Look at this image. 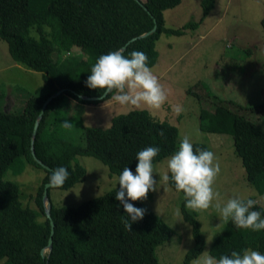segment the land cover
<instances>
[{
	"label": "trees",
	"instance_id": "1",
	"mask_svg": "<svg viewBox=\"0 0 264 264\" xmlns=\"http://www.w3.org/2000/svg\"><path fill=\"white\" fill-rule=\"evenodd\" d=\"M141 1L147 11L135 0H0V39L7 44L14 62L41 73L44 83L25 100L21 113L0 109L2 264H160L155 249L168 241L174 231L139 201L131 203L143 208L144 215L130 225V230H126L122 223L124 210L122 206L118 207L119 201L114 198L118 188L76 207L51 204L54 222L52 248L41 256V250L46 248L50 238L42 193L44 185L49 183L51 171L38 165L31 154L35 122L46 100L61 89L65 92L53 99L43 111L34 140L36 157L42 163L51 170L61 165L68 169L69 177L61 189L72 188L85 178V168L74 162L78 156L93 157L107 166L111 174L118 175L126 166L134 170L135 154L144 147L160 148L153 159L155 164L169 157L178 146L177 127L145 109L112 118L110 127L106 129L83 127L80 144L62 138L56 126V109L65 98L88 106L112 100L111 93L95 102L81 100L75 95L100 97L104 94L97 89H89L84 83L91 65L100 54L125 46V55L132 50L142 51L148 57V66L153 68L159 57L156 43L160 36L180 37L186 30L197 28L215 4L214 0H202L199 22H190L182 29H170L165 27L164 11L175 8L181 0ZM154 20L157 25L154 33L128 43L151 31ZM260 23L264 31V16ZM44 27L49 31L46 32ZM31 31L38 33V37L31 36ZM61 54L64 55L62 60L59 59ZM52 117L54 119L51 120ZM200 122L203 131L232 137L234 153L242 162L246 181L260 194L263 193V123H255L224 106H216L212 112L202 110ZM193 148L208 149L202 143L193 144ZM17 163L33 165L44 174L33 198L36 209L22 203L19 185L3 180L6 171ZM168 183L175 190L172 183ZM254 208L264 210L258 203ZM180 212L192 230L194 245L182 262L190 264L203 253L205 239L197 215L184 207V198ZM244 249L264 253V230L237 229L228 221L209 254L218 259L220 255Z\"/></svg>",
	"mask_w": 264,
	"mask_h": 264
},
{
	"label": "rangeland",
	"instance_id": "2",
	"mask_svg": "<svg viewBox=\"0 0 264 264\" xmlns=\"http://www.w3.org/2000/svg\"><path fill=\"white\" fill-rule=\"evenodd\" d=\"M201 2L181 0L175 8L164 11L165 27L182 29L190 22H199L202 16ZM214 2V8L197 28L186 30L180 37L162 34L158 39L156 49L159 57L156 65L150 69L167 96L159 109L121 106L112 100L88 106L65 98L56 109V126L62 138L80 144L83 127L106 129L116 116L132 110H148L153 116L176 126L179 141L187 135L192 144L202 143L214 153L221 169L213 184L220 194V203L240 195L255 199L264 208V192L260 194L246 181L242 162L234 153L232 137L208 133L200 128V112H212L216 106L243 114L255 123H263L261 126L264 127V31L260 23L264 16V0ZM44 30L49 31L46 27ZM30 35L38 37V33L32 31ZM63 58L61 54L59 59ZM43 85L42 74L15 63L7 44L0 39V109L21 113L25 100ZM176 104L183 109L179 115L172 109V105ZM65 120L71 123L70 126H64ZM167 158L153 164L156 190L137 201L174 231L168 241L155 249L159 263L182 264L194 241L191 226L183 220L180 212L183 194L162 179L167 173ZM74 162L85 168V178L66 190L50 188L48 196L53 206L76 207L119 188L118 175L111 174L108 167L97 159L78 156ZM43 175L33 165L17 163L6 171L3 180L19 185L22 203L36 209L33 198ZM189 211L197 215L205 239L203 253L190 263L200 264L204 256H210L211 246L221 237L228 221L219 217L211 205L205 210Z\"/></svg>",
	"mask_w": 264,
	"mask_h": 264
},
{
	"label": "clouds",
	"instance_id": "3",
	"mask_svg": "<svg viewBox=\"0 0 264 264\" xmlns=\"http://www.w3.org/2000/svg\"><path fill=\"white\" fill-rule=\"evenodd\" d=\"M148 57L139 50H132L127 55L121 49L100 54L91 65L84 83L89 89H97L104 94L111 93V99L121 106H144L150 110L159 109L167 100L164 88L147 64ZM179 115L183 109L179 104L172 105ZM70 126L68 120L63 121ZM160 152L158 146H147L135 154L134 170L124 167L118 174V190L114 198L123 208L122 223L126 230L141 219L145 210L138 208L131 201L143 200L147 193L155 191L157 181L153 177V159ZM167 173L162 179L171 182L177 192L183 193L184 207L205 210L215 207L219 217L231 223L237 229L253 232L264 230V210H256L257 201L251 197L235 195L220 203V194L214 187V180L220 173V164L214 153L208 149L194 150L190 137L183 136L178 146L167 158ZM69 177L64 166L51 170L49 185L62 186ZM213 201H216L213 204ZM200 264H264V253L253 249L235 250L218 259L204 256Z\"/></svg>",
	"mask_w": 264,
	"mask_h": 264
},
{
	"label": "water",
	"instance_id": "4",
	"mask_svg": "<svg viewBox=\"0 0 264 264\" xmlns=\"http://www.w3.org/2000/svg\"><path fill=\"white\" fill-rule=\"evenodd\" d=\"M140 6H142V8L147 11V9L145 8V6L143 5V2L141 0H135ZM157 29V25H156V21L154 20V27L152 28L151 31L147 32V33H144L136 38H133L131 39L128 43L130 42H133L135 41L136 39H140V38H143V37H146V36H149L151 35L152 33H154ZM122 51H125V46L121 48ZM65 92L64 89H61V90H58L56 93H54L52 96H50L46 102L44 103L43 107H42V111L41 113L39 114L36 122H35V125H34V129H33V134H32V138H31V154H32V157L34 159V161L40 165L43 169L45 170H48V171H51V169L46 166L44 163H42L37 157H36V154H35V151H34V140H35V136H36V132H37V129H38V125H39V122L42 118V114H43V111L45 110V108L47 107V105L55 98H57L58 96H60L61 94H63ZM73 94H75L73 92ZM78 98H80L81 100H84V101H88V102H95V101H100L102 99H104L106 97L107 94H103L102 96L100 97H88V96H81V95H77L75 94ZM54 186H50L49 183H46L43 187V193H42V203H43V207H44V214L46 216V218L49 220V224H50V238L48 240V243H47V246L46 248L42 249L41 250V256H44L46 250L48 251H51V248H52V235L54 233V222L52 220V217H51V203L49 201V196H48V191L50 188H53ZM55 188V187H54Z\"/></svg>",
	"mask_w": 264,
	"mask_h": 264
}]
</instances>
